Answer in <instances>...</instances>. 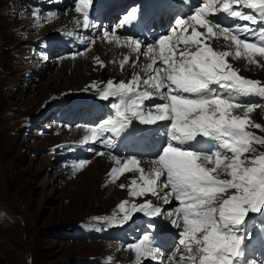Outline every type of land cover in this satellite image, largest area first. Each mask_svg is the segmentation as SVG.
Segmentation results:
<instances>
[{"label":"snow or ice","instance_id":"1","mask_svg":"<svg viewBox=\"0 0 264 264\" xmlns=\"http://www.w3.org/2000/svg\"><path fill=\"white\" fill-rule=\"evenodd\" d=\"M92 5L93 0H79L75 6L82 14L84 30L98 27L90 20ZM241 5L255 10L260 21L257 15L234 9ZM136 13L137 8H131L123 17L124 25L133 24ZM219 13L262 26L222 28L209 19ZM143 24L142 31L150 30L148 20ZM174 25L169 34L146 43L130 35L122 40L114 31L102 32L109 42L123 44L136 54L130 64L133 70L140 57L150 62L143 66L146 77L134 71L128 82L107 81L100 98H113L114 115L99 128L90 129L86 139L110 149L116 148V138L133 140L154 150L148 132L141 138L138 125L168 124L167 138L154 150L147 170L136 156L122 162L113 155L115 166L109 176L114 182L125 173L134 174L127 185L130 197L150 195L169 207L162 209L151 199L143 203L125 199L118 205L123 219L112 217L111 221L123 224L135 213L162 221L170 218L167 223L178 237L177 251L186 255H174L172 249L165 255L163 246H153L155 237L144 235L127 245L135 254V264L146 258L158 264H258L253 256L264 250V152L257 154L253 145H264V136L249 129L264 130V125L250 118L259 105L243 103L240 98L264 99V83L239 74L228 58H243L246 65L264 67V0H203L194 14L175 19ZM200 27L206 32L199 31ZM212 37H223L225 46L233 50L214 49L206 42ZM81 43L87 45L89 40ZM129 62L130 56L125 55L121 69ZM100 66H104L102 61ZM146 101L152 106L146 108ZM95 154L104 155L102 151ZM88 163L83 160L77 167L84 169Z\"/></svg>","mask_w":264,"mask_h":264},{"label":"rangeland","instance_id":"2","mask_svg":"<svg viewBox=\"0 0 264 264\" xmlns=\"http://www.w3.org/2000/svg\"><path fill=\"white\" fill-rule=\"evenodd\" d=\"M32 1L35 0H0V264H92L96 257L106 258L111 254L116 260L110 264H120L115 263L121 262L116 256L121 251L127 254V245L133 242L103 240L91 232L104 228L103 222H109L108 226L120 224L111 221L112 217L123 219L118 203L125 197L130 201L133 198L107 176L102 183L117 185L121 195L115 199L111 196L116 194L111 190L100 192L95 198L94 191L92 195L88 192L84 169L77 167L82 158L68 159V149L74 148L76 142L74 131L79 136L86 135L88 131L84 127L90 128V123L81 128L83 122H78L74 130L69 127L65 130V126L47 128L54 124L38 119L39 114L46 116L39 111L48 104L53 107L56 104L53 100H60L64 93L77 95L78 88L87 89L86 86L94 89L84 90L85 93L92 92L98 97L102 88L94 87L99 85L89 81L86 75V82L79 81L56 93L61 84L52 77L61 70L65 72L64 78H77L78 68L76 64L65 65L74 57L72 50L47 61L35 57L38 52L33 49L32 41H37L40 30L59 29L52 26L47 15L62 11L40 10ZM87 45L84 51L90 50L92 41ZM256 109L252 118L264 125L261 114L264 108ZM97 155L84 160L93 161ZM80 228L85 231L73 235ZM128 258L131 261L135 255Z\"/></svg>","mask_w":264,"mask_h":264},{"label":"bare ground","instance_id":"3","mask_svg":"<svg viewBox=\"0 0 264 264\" xmlns=\"http://www.w3.org/2000/svg\"><path fill=\"white\" fill-rule=\"evenodd\" d=\"M114 3H110L108 5V8L110 9V7L113 5ZM67 5L66 8L62 9L61 11L64 13H50L49 15H47V19L50 20V22L53 24V27H59V28H71L72 25V20L75 19L77 16L72 12L71 13V6ZM82 26V22H80V25ZM52 29V28H51ZM83 35L80 37L79 41L77 42V46L79 49H82V51L85 50L84 46L85 44H82L81 41L82 40H88L90 41H94L92 42V45L90 47V50L88 51H84L83 55H80L81 52L77 51H72V54L74 55V57L76 58H72V59H68V61L65 62V65H67V67H69V65L71 66L72 64H76L77 68H78V77L74 78V77H67L64 78L65 76V72L63 71H59L57 74H55V76L52 77V79L54 81H58L60 82L61 86L57 84L61 87L60 90H58L56 93L63 91V89H66L67 87H71V86H75L79 83V81L83 82V81H87L86 78L89 77V81H92L96 84H98L99 86L103 85L106 86L107 81L109 79H113L115 82H119V81H125L128 82L131 78V75L133 74V72H137L141 75V77H146L147 73L144 71V65H146L147 63H149L150 61L147 60L145 57H140L139 60L137 62L136 68L135 70H133V68L130 66L131 64V60H135L136 59V54L132 53L130 49H128L125 45L121 44L120 46L117 45V43L115 41H111L109 42L107 39L103 38L101 33H96L93 31H83L82 33ZM100 38H99V37ZM121 39L123 40V38L121 37ZM210 42L211 44H213L214 48L219 49V50H233L231 48H228L225 46V41L223 39V37L220 38H214V39H210L207 41ZM87 47H89L87 45ZM125 55L130 56V62L126 63L124 65L123 70L121 69L120 66V61L123 59V57ZM69 57V56H68ZM98 58V59H97ZM230 63L233 64V67L239 69V71L244 74V75H250L253 77H258L260 79H262V83H264V67H256L253 65H246L245 60L242 58L240 60H236L234 57H229L228 58ZM103 62L104 66H100V62ZM88 77H87V76ZM66 77V76H65ZM84 83V82H83ZM143 90V89H141ZM97 100H100V96H98L96 98ZM155 102H160V101H155ZM152 106L148 101L145 102V107H150ZM255 111H257V109H255ZM254 111V112H255ZM250 115H253V113H251ZM256 117V116H255ZM78 123V122H76ZM74 123V124H76ZM166 122H158L157 125H152V126H147V125H139V128L141 129L140 132V136L141 138H143L144 135V131L146 130L148 132V142L151 143L154 146V150H158V146L160 144H162L163 142H160L159 139H151L150 138V132L151 130L157 129V130H162L164 128H166ZM84 127V122L83 125H81V128ZM88 133L90 132V128L89 127H84ZM80 130V129H79ZM91 135V134H90ZM119 140H121L119 138ZM127 140H123V142H126ZM136 146H133L132 148H130L128 150V154L127 156H120L114 153V149H110L108 151H103L104 155H97L95 157V159L93 161H90L84 168V174L88 177L86 179V183L88 185V192L91 193L94 191L95 193V198L98 195H101L100 192H104L107 193L108 191L113 190L115 192V196H111L113 198H118V196L121 195L122 192H118L120 190V188L117 187V185H115L119 190H117V188L115 186H105V183H102L103 177L107 176L110 180L111 177L109 176V172L111 167H114L115 164L112 161L111 157L113 155H116L119 159H121V161L123 162L124 160L130 158L131 156H136L138 160L141 161L140 166L145 168V170L148 169V167L150 166V162L152 159L155 158V154H154V150H149L146 146V144H144V148L143 145L138 143L136 141ZM101 152V151H99ZM98 153V152H97ZM141 155H144L143 157ZM84 175V176H85ZM132 173H125L123 176H121L118 180L114 181V184H121L124 183L126 185L125 188H123V190L126 192L128 191V187L127 185L129 184V181L131 178H133ZM113 182V181H112ZM122 191V189H121ZM87 192V193H88ZM99 192V194H98ZM84 194V195H87ZM109 193V192H108ZM127 193V192H126ZM82 194V196H84ZM128 195V193H127ZM110 197V198H111ZM94 198V199H95ZM134 199V198H133ZM151 199L153 204L156 206L161 207L162 209L164 208H168V205H165L164 202L162 200H158L154 197L146 196V197H142V198H135L134 200L136 202H145L146 200ZM176 202L174 201V204ZM155 221V227L150 228L148 225L144 224V226H141V231L144 230V232L151 230V231H155V233L158 232L159 227L160 226H170L169 223H167V220L170 218L165 217V219L162 221L160 218H153ZM149 227V229H148ZM149 234V233H148ZM153 237H155L153 235ZM124 249V248H123ZM122 254L125 251H121ZM127 254L128 256H132L135 255L134 252L131 249H127ZM120 253V252H118ZM116 256L117 259H120V255ZM115 258V257H113ZM115 263H120L121 262H115ZM153 263V261H148L146 263H142V264H151ZM114 264V263H113ZM134 264V263H133Z\"/></svg>","mask_w":264,"mask_h":264}]
</instances>
